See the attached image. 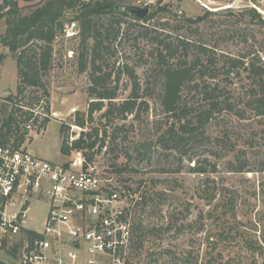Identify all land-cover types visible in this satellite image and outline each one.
Wrapping results in <instances>:
<instances>
[{
    "label": "rangeland",
    "instance_id": "obj_1",
    "mask_svg": "<svg viewBox=\"0 0 264 264\" xmlns=\"http://www.w3.org/2000/svg\"><path fill=\"white\" fill-rule=\"evenodd\" d=\"M118 1L121 5L149 4L150 14L167 5L176 13L170 18L171 25L193 23L189 24L192 29L188 35L185 33L191 40H203L218 53L264 63L263 0H160V5L159 0ZM34 3L21 1L24 13ZM81 8L78 5L75 11L67 12L65 26ZM250 8L260 16L250 14ZM5 32L3 20L0 35ZM139 34L138 27L131 28L127 38L115 47L116 56L106 55L105 60L111 69L123 64L134 68L142 88L148 86L157 95L160 78L150 57L151 48L146 41L137 40ZM53 48L52 66L44 78L48 94L28 89L20 95L16 57L0 46V121L8 118L12 108L8 98L13 97L25 110L34 112L21 148L59 164L82 156L103 176H113L139 191L143 199L135 236L142 247L138 253L134 248L131 263L264 264V117L249 114L240 120L222 114L207 127L210 142L187 147L188 155L180 159V154L167 152L158 144L161 130L169 121L156 99L144 97L148 107L137 108L126 119L118 112L105 118L106 109L89 119L92 84L90 69L79 71V35L70 39L60 35ZM246 84L236 79L234 87L243 92ZM132 87L124 75L119 100L129 97ZM83 118L87 121L85 128L77 125ZM82 132L93 134L91 141L97 139V145L63 154L64 139L68 137L71 145ZM190 157L193 162L187 159ZM206 159L219 164L216 173H191L197 161ZM229 162L245 163L251 171L229 172ZM46 213L47 207L34 201L30 223L41 229Z\"/></svg>",
    "mask_w": 264,
    "mask_h": 264
},
{
    "label": "trees",
    "instance_id": "obj_2",
    "mask_svg": "<svg viewBox=\"0 0 264 264\" xmlns=\"http://www.w3.org/2000/svg\"><path fill=\"white\" fill-rule=\"evenodd\" d=\"M21 1L35 3L29 6L28 13H24ZM81 1L0 0V22H6V32L0 35V46L16 57L20 95L28 89L43 90L48 94L44 78L52 66L53 44L65 28L67 12L75 11L81 5L72 22L76 21L79 26V71L90 69L92 85L89 96L93 101L89 107V119L104 109L105 118L118 112L126 119L137 108L148 107L144 97L156 99L169 121L161 130L158 144L167 152L180 154V159H183L188 155L187 147L210 142L206 130L214 118L222 114H232L240 120L247 119L249 114L264 117V63L261 61L247 62L245 56L218 53L203 40H191L187 35L192 29L189 24L193 23L186 21L182 25H171L170 18L176 13L167 5L139 20L122 11L118 0ZM250 9V14L260 16L254 8ZM136 27L140 31L137 40L146 41L151 48L150 57L160 78L161 88L157 95L151 93L148 86L142 88L134 68L123 64L111 69L105 60L106 55L116 56L115 47L127 38L131 28ZM124 75L133 87L129 97L119 100V87ZM236 79L247 83L243 92H237L234 87ZM8 102L12 108L8 118L0 121V142L19 150L26 142L34 112L25 110L19 102L13 101V97L8 98ZM86 123L83 118L77 125L85 128ZM64 131L65 127L62 133ZM92 135L82 132L71 145L68 137L65 138L63 154L93 149L98 140L91 141ZM98 135L99 130L96 132ZM103 147L104 144L101 149ZM187 159L194 161L191 157ZM218 165L206 159L203 163L197 161L190 171L194 174L216 173ZM261 166L264 171V154ZM227 170L237 173L251 171L245 163L231 162ZM137 230L139 228L135 232ZM140 247L142 244L135 236L133 248L138 253Z\"/></svg>",
    "mask_w": 264,
    "mask_h": 264
},
{
    "label": "built area",
    "instance_id": "obj_3",
    "mask_svg": "<svg viewBox=\"0 0 264 264\" xmlns=\"http://www.w3.org/2000/svg\"><path fill=\"white\" fill-rule=\"evenodd\" d=\"M77 31L71 22L60 35ZM141 197L82 156L53 163L0 142V264H129ZM34 201L47 207L41 229Z\"/></svg>",
    "mask_w": 264,
    "mask_h": 264
},
{
    "label": "water",
    "instance_id": "obj_4",
    "mask_svg": "<svg viewBox=\"0 0 264 264\" xmlns=\"http://www.w3.org/2000/svg\"><path fill=\"white\" fill-rule=\"evenodd\" d=\"M121 10L126 12L132 18L144 20L150 13V5H121Z\"/></svg>",
    "mask_w": 264,
    "mask_h": 264
},
{
    "label": "crops",
    "instance_id": "obj_5",
    "mask_svg": "<svg viewBox=\"0 0 264 264\" xmlns=\"http://www.w3.org/2000/svg\"><path fill=\"white\" fill-rule=\"evenodd\" d=\"M34 154V153H33ZM37 156V155H36Z\"/></svg>",
    "mask_w": 264,
    "mask_h": 264
}]
</instances>
